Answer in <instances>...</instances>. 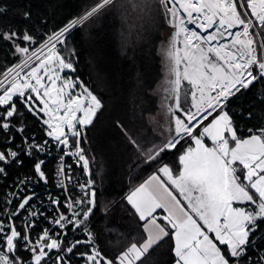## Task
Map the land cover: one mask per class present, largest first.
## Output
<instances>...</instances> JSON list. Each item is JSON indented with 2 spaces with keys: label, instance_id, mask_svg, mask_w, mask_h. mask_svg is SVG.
Returning <instances> with one entry per match:
<instances>
[{
  "label": "snow or ice",
  "instance_id": "1",
  "mask_svg": "<svg viewBox=\"0 0 264 264\" xmlns=\"http://www.w3.org/2000/svg\"><path fill=\"white\" fill-rule=\"evenodd\" d=\"M160 2L165 5L166 11L175 21H170L176 32L168 53L171 61L170 74L174 77L169 83L171 93L176 98L175 111L182 113L183 118L179 115L172 116L174 135L155 150L148 149L145 152L136 141L132 143L145 156L146 163L162 159L161 154L165 151L178 150L185 137L191 138L196 147H188L178 156V174L169 165L163 164L125 197L132 210L131 214L137 218L142 228V242H131L115 260L103 256L96 248H90L80 255L86 260V264H144L145 256L171 236L174 241L175 264H244L249 258V248L256 243L254 237L259 225L264 222V131L261 135H251L247 139L238 138L226 109L231 97L242 89L248 90L255 83L264 81V43L259 45L258 51L255 33L251 31L258 27L261 34H264V0ZM168 3L178 4L187 16L188 23H195V27L201 32H207L214 26L215 30L207 36H201L182 27L184 19L175 7H167ZM112 4L113 0H99L79 18V21L72 20L55 33L56 43H64L61 37L70 32L78 22L87 20ZM193 13H196L195 17ZM222 28L240 30L228 31L225 36V33L220 31ZM181 33H184L183 57L180 55V49L175 47L176 38ZM218 37H231V43H219ZM18 39L33 42V37L27 32L21 35L16 31H0V41L15 44L17 53H28V47H21L16 43ZM52 39L49 37L43 47L48 48ZM213 41H217V47H203L204 44L211 45ZM54 49L53 43L42 59L33 52L32 55H37L39 62L31 67L25 77L16 72L7 87H4V80H0V87L3 88V93L0 94V134L5 135V145L12 143L8 134L15 127L16 120L20 122L16 131L23 134L24 114L20 112L14 99L19 98L20 104L27 112L42 119L47 125V135L56 142L58 151L63 152L61 160L63 161L65 156L76 157L77 164L82 166L87 174L90 171V160L83 147L87 142L84 132L87 126L93 123V118L102 104L97 96L79 81L76 83L83 90V95L68 93L65 99V89L74 87L73 80L61 81L53 65H58L61 71L75 69L70 60H65ZM213 53L215 59L210 55ZM182 62L183 72L180 71ZM27 66L28 61L25 60L16 67L22 70ZM13 71L15 69H9L8 73H5V79ZM45 78L48 83L44 82ZM182 79L191 86L194 112H184L179 102ZM57 81H61V84L58 85ZM36 101L43 107H39ZM168 111L170 115L173 113L171 107ZM40 113L48 119L40 117ZM77 113L82 115L77 116ZM210 117L211 120L203 126L200 134L195 135L197 126L203 121H208ZM205 136L211 139L215 147L204 145ZM229 136L231 141L235 142V147H230ZM45 143L47 144V141ZM27 147L44 151L43 147L35 143L28 144ZM22 163L19 152L8 147L0 150V175L6 176L8 167ZM44 163V160L34 162V171L41 181L47 183L42 168ZM237 164L242 166V180ZM58 171L66 175L63 166ZM60 183L63 185L64 181L61 180ZM79 187L84 191V196L78 199L69 196L65 205L71 210V217L61 214L52 223L61 229H65L67 225H72L76 231L83 228L87 240H75L62 245L60 239L50 237L49 230H45L35 244H32L28 232L31 224L26 226L23 234L10 225V234L5 236L4 248L0 250V264H25L17 255L20 241L24 242L26 251L34 253L31 264H42L46 257L51 259L49 252L52 250L58 253L53 264H70L66 256L73 253L77 245H92L94 241L88 221L95 214L97 193L91 179ZM176 193H179V197ZM31 200L32 196L24 197L12 215H18L21 210H25ZM245 202L255 205V208L248 211L234 207V204ZM158 210H162L164 215L160 216ZM3 227L0 224V232ZM213 234L215 239L211 238ZM261 239H264V236H261Z\"/></svg>",
  "mask_w": 264,
  "mask_h": 264
},
{
  "label": "trees",
  "instance_id": "2",
  "mask_svg": "<svg viewBox=\"0 0 264 264\" xmlns=\"http://www.w3.org/2000/svg\"><path fill=\"white\" fill-rule=\"evenodd\" d=\"M83 8L81 0H0V31H16L21 35L25 32L29 33L33 37V42L18 39L16 43L31 50L50 34L78 17ZM82 43L83 34L79 26L66 37L64 43L60 44L58 52L65 60L73 63L75 70L71 75L74 79L83 83L102 104L93 123L85 129L84 135L87 142L83 144L90 160L92 176L99 184V190L96 196L95 214L88 221L94 242L92 245L79 244L74 248L73 253L67 254L66 260L70 261V264H86V260L80 254L89 251L90 246L98 249L103 256L115 260L131 242H142V228L137 218L131 214L132 210L125 197L150 174L156 172L161 164L169 165L178 173L180 167L178 156L191 146L190 138L185 137L178 146V150L165 151L161 154L162 159L158 158L156 162L146 163L141 158L133 159L136 155L134 145L127 142L122 133V129H128L125 124L124 109L134 107L149 114L153 112L149 108L142 107L150 102L146 93H152L155 80L158 79L159 65L158 57L154 54L157 45L155 41L148 43L149 45L129 41L128 44L132 47L130 50L139 51L134 55L136 60H126L127 58L122 60L118 55L119 52L117 53L113 48L106 51L104 57H108L110 63L105 66L96 65L99 69L96 70L100 74L98 81L93 75L92 65L95 64L88 61ZM262 43H264V37H262ZM15 47L16 45L10 41H0V75L23 55L17 53ZM257 48L259 51L258 46ZM62 52L66 53V56ZM76 54L78 58L74 59ZM75 86L76 89L80 88L78 83ZM71 91L73 92L74 88ZM15 100L20 112L24 114L23 133L29 137L33 134L42 138V124L39 119L27 112L18 99ZM108 103L112 104V108L107 113ZM226 111L232 119L238 138L261 135L264 131V81L255 83L248 90L242 89L231 97ZM178 114L183 117L182 113ZM200 128L194 131V134H197ZM8 135H13L15 141H20V136L15 131L11 130ZM2 136L0 149L5 146L3 144L5 135L2 134ZM229 141L231 145L232 141ZM206 144L209 145L207 142ZM14 145L11 146L14 147ZM20 158L23 163L20 166L15 164L10 166L7 177L1 179L0 204L8 183L13 182L14 177L32 174L31 166L35 159L25 158L23 154ZM44 161L47 177L50 178L52 162ZM238 174L241 175L242 180L241 168ZM244 208L252 211L255 207L252 204H246ZM85 235L83 228L75 230L68 238L63 239V245L75 240H84L87 237ZM261 236H264V222L260 223L254 237L256 243L250 253L254 258L256 257V261L251 264H264V261L260 260L261 255L264 259V239H261ZM173 248L174 242L169 236L145 256L144 264H172L175 260ZM18 256L26 261V264H31L29 263L31 254L18 252ZM49 256L51 259L45 258L42 264H53L57 255L53 256L51 253Z\"/></svg>",
  "mask_w": 264,
  "mask_h": 264
},
{
  "label": "rangeland",
  "instance_id": "3",
  "mask_svg": "<svg viewBox=\"0 0 264 264\" xmlns=\"http://www.w3.org/2000/svg\"><path fill=\"white\" fill-rule=\"evenodd\" d=\"M81 2L84 6L82 13L73 20L79 21V18L96 5L99 0H81ZM171 7L172 6L169 8ZM170 21L175 22L174 18L166 11L165 5L162 4L160 0H113L112 5L107 6L97 14L89 17L87 20L82 21L77 26H80L81 33L83 34L82 47L85 49L89 59L88 61L95 64L92 65V68H94L93 75L97 81L100 79V74L97 71L99 69L96 65L105 66L110 63L109 58L104 57V53L109 49L113 48V50H116L117 53L119 52L118 55L122 60H125V58H127L126 60H136L134 55H136L137 52L139 53V51L130 50L132 47L128 44L129 41L141 42V45H149L148 43L153 41L157 43L154 54L158 57V79L155 80V86L152 93H146L150 102L142 107L149 108V110L153 112L149 114L134 107H128L126 110L124 109L126 112L125 124L126 128H128L127 130L122 129L124 138H126L125 140L130 143H132V141H136V143L139 144L145 152L148 149L155 150L156 148H159L174 135L175 126L172 121V116L176 115L177 112L175 111L176 98L171 93V84L169 83V81L174 78L170 74L171 61L168 57L169 50L172 47V38L174 36L173 27L171 26ZM253 29L256 30V32L251 31L255 33L256 43L259 47L262 43V37H264V34H261L258 27ZM70 33L68 35H70ZM68 35L66 37H68ZM66 37L64 40H66ZM175 47L180 49V55L183 57L184 43L177 42ZM58 53L60 54V52ZM62 54L66 56V53L62 52ZM130 55H133L134 57ZM210 55L212 59H215L214 53ZM77 58V54L74 55V59ZM92 59L94 61H92ZM183 67L184 63L182 62L180 65L181 72H183ZM53 69L59 73L61 81L64 79L73 80L74 87L65 89V93L83 95V90L81 88L76 89L75 85H77V81L71 75L73 71H68L66 69L61 71L58 65H53ZM61 81H57V84L60 85ZM44 82L48 83L47 78H45ZM73 88L74 91L72 92L71 89ZM190 93L191 86L187 83V81L182 79L179 102L183 107V111H188L187 109L192 107V102L190 103L189 97ZM14 99L19 100V98ZM33 99H35L34 94ZM65 99L67 98L65 97ZM36 104L39 107H43V105H40L39 101H36ZM169 107L173 109V113L171 115L168 111ZM111 108L112 104L108 103L107 113L111 110ZM24 109L26 110V108ZM80 115H82V113H77V116ZM40 117L48 119V117L44 116L43 113H40ZM38 119L41 124L47 128V125L43 123V120L40 118ZM210 120L211 118L206 121L203 126L207 125ZM172 124L173 129L171 127ZM196 130L197 129H195V131ZM69 136L71 138L70 133ZM229 140H231L230 136ZM230 147H235L234 141L231 142ZM134 149L136 151V155L133 156V159L141 158V160H145V156L142 155L135 146ZM240 168L242 169V166L237 164V169L239 170ZM98 190L99 184L98 188L95 190L96 193ZM85 236H87V234ZM84 240H87V237ZM61 243L63 244V241H61ZM90 248L95 247L90 246ZM45 251L47 252L48 250Z\"/></svg>",
  "mask_w": 264,
  "mask_h": 264
},
{
  "label": "built area",
  "instance_id": "4",
  "mask_svg": "<svg viewBox=\"0 0 264 264\" xmlns=\"http://www.w3.org/2000/svg\"><path fill=\"white\" fill-rule=\"evenodd\" d=\"M194 2V0H193ZM172 7H175L180 16L184 19V24L182 27H185L189 29L190 31H195L201 36H207L208 33L215 30V26L213 28L208 29L207 32H201L200 29L195 27V23H188L187 16L183 13V10L180 9V6L171 4ZM196 16V13H193V17ZM78 21V20H77ZM81 22H78L75 27L71 29L70 32L75 30L77 26ZM67 23L66 25H68ZM66 25L61 27L60 29L64 28ZM60 29L56 30L52 34H50L46 39H44L40 44H38L33 49L29 50L28 53L22 55L20 59L15 62L11 67H9L6 71H4L0 75V80H4V87H7L11 80L12 76L16 75V72H19L21 77H25L26 74L30 71L32 66H35L39 61L37 60V55L40 56L42 59L45 54L48 53V48L52 47V44H55V51L58 50L59 44L55 41L54 34L59 32ZM240 29H227L222 28L220 31L225 33V36H227L228 31H238ZM252 31L256 32L255 29H252ZM66 33L64 37H61L62 40L65 39V37L70 33ZM176 32V29L173 28V35ZM49 37H52V43L48 45V48L43 47L45 41H48ZM177 42H183L184 43V33H181L177 38ZM218 42L222 44H230L231 43V37H228L227 39L223 37H218ZM209 46L211 47H217V41H213L211 45L204 44L203 47L206 49ZM33 52H35L37 55H32ZM31 57V59H29ZM27 60L28 66L24 67L22 70L20 68H17V65L23 64V62ZM9 69H15L11 74L8 75L7 79H5V73H8ZM31 83H35L34 81H31ZM3 92V88L0 87V94ZM67 94L65 93V97L67 98ZM73 95H76L75 93H71ZM214 95V93H212ZM27 111V110H26ZM206 121H203L201 125L197 126L196 129L201 127ZM15 127L12 129L20 136V141L13 146L14 144V138L13 135H10L12 138V143L5 145L4 148L0 150H4L6 147L11 148L12 150H15L17 152L23 155H29L32 151H36L40 156H43L46 158V160H51L52 162V172L51 177H47V169L45 170L44 165L42 166L43 171L46 174L47 183L44 181H41L39 177L35 174L34 166H31L32 174H23L21 176H16L13 178V182L8 183V188H6L5 195L3 196V199L1 200L0 204V224H2L3 231L0 232V237L5 238L7 235V230L9 223L2 222L4 220L3 215H12L13 212L18 208L19 203L22 201V199L26 196H32V200L29 202V205L26 206L25 210H21L18 215H13L15 217V224L19 227L20 232L23 234L25 232L26 226L31 224L32 227L28 229L29 236L31 242L34 240V234L37 231L38 228H45L50 231V236L52 238H59L62 234L66 232L65 237H69L71 233H73L75 230L73 229L72 225H67L65 229H61L58 225H55L52 223V221L56 218H58L61 214H64L65 216L71 217L72 213L71 210L68 209L65 205L69 200V196H71L72 199H78L80 197L84 196V191H82L79 187L80 184H86L89 179L93 180V188L96 190L98 188V184L95 182L91 169L89 173H85L82 166L77 164V158L71 157V156H65L63 161L61 160V156H63L62 151H58L56 142L52 140L48 135L47 132L49 131L48 128L44 127L42 125V132L43 137L38 138L35 135L26 136L24 133L21 134L20 132L16 131L17 128L20 127L18 125L17 121L14 122ZM24 127V125H23ZM2 134H0V139L2 138ZM70 137V136H69ZM47 141V144L45 143ZM35 143L37 145H40L44 148V151H37L35 149H29L27 147L28 144ZM3 144H5V141L3 140ZM20 166V165H16ZM63 166L64 172L66 175L61 174L58 169ZM7 168V173H8ZM8 175V174H7ZM4 175H0V183L2 178L7 177ZM63 180L64 183L61 185L60 181ZM53 201H58V204L53 203ZM82 232V231H81ZM60 234V235H58ZM20 243H23V241H20ZM252 250V247L248 250V259L245 260L244 264H251V262L256 261V257L254 258L250 251ZM56 250H52L51 252H55ZM57 253V252H56ZM55 254V253H53ZM261 261H264L262 255L260 257Z\"/></svg>",
  "mask_w": 264,
  "mask_h": 264
},
{
  "label": "bare ground",
  "instance_id": "5",
  "mask_svg": "<svg viewBox=\"0 0 264 264\" xmlns=\"http://www.w3.org/2000/svg\"><path fill=\"white\" fill-rule=\"evenodd\" d=\"M167 6L168 7H170L171 6V3H169V4H167ZM78 19V18H77ZM18 125H20V124H18ZM19 141H15V139H14V144H17ZM5 147V146H4ZM25 158H34L35 159V161H33V163H32V166H34V162H37L38 160H46V158L45 157H43V156H40L36 151H32L29 155H23ZM51 160H48V162H50ZM5 218H4V220L2 221V222H4V223H9V226L10 225H12V226H14L19 232H20V229H19V227L15 224V217L13 216V215H3ZM9 226H8V230H7V234H10V231H9ZM45 230H48V229H45V228H38L37 229V231L35 232V234H34V240H33V242H32V244H35V242L37 241V239H38V237L40 236V235H42L43 234V232L45 231ZM49 236H50V231H49ZM51 237V236H50ZM65 238V235L64 234H62L58 239H60L61 241H63V239ZM21 244V246L18 248V250H17V255H18V252L21 254V253H29V254H31V257L30 258H32V256L34 255V253L33 252H31V251H26L25 250V248H24V244L23 243H20ZM63 245V244H62ZM4 248V238H1L0 237V250H2ZM45 250H47V249H45ZM57 251H55V252H50V254L52 253V255L53 256H56L58 253H56ZM53 253H55V254H53ZM31 262V259L29 260V263ZM25 264H26V261H25Z\"/></svg>",
  "mask_w": 264,
  "mask_h": 264
},
{
  "label": "crops",
  "instance_id": "6",
  "mask_svg": "<svg viewBox=\"0 0 264 264\" xmlns=\"http://www.w3.org/2000/svg\"><path fill=\"white\" fill-rule=\"evenodd\" d=\"M198 95V94H197ZM190 103L192 102V96H191V93H190ZM192 105V104H191ZM188 111H195V109L194 108H192V107H190L189 109H187ZM184 112H187V111H184ZM176 115H179L180 116V114H176ZM181 118H183V117H181ZM173 121V120H172ZM173 123H174V121H173ZM18 124H20V123H18ZM23 125H24V123H23ZM175 126V125H174ZM171 127H172V129H173V124L171 125ZM203 127V126H202ZM202 127L200 128V130H199V134H200V132L202 131ZM195 134V135H199V134ZM249 138V137H248ZM190 140H191V138H190ZM206 142L209 144V145H207L206 144ZM203 143H204V145L206 146V147H209V148H212V147H215V145H213V143H212V141L210 140V139H208L207 137H203ZM190 147H196V145L194 144V143H192V140H191V146ZM163 164H161V165H159L157 168H159L160 166H162ZM155 172H153L152 174H154ZM152 174H150L149 176H151ZM178 174V173H177ZM148 176V177H149ZM147 177V178H148ZM146 178V179H147ZM145 179V180H146ZM143 183V182H142ZM176 195L179 197V193H176ZM246 204H249V203H247V202H245V203H243V204H234V207H241V208H244V205H246ZM255 205H253V207H254ZM158 214L160 215V216H163L164 215V213L162 212V210H158ZM169 230H171V229H169ZM211 238H213V239H215L214 238V234L212 235V237ZM174 242V241H173ZM175 260H176V257H175ZM175 260L172 262V264H175Z\"/></svg>",
  "mask_w": 264,
  "mask_h": 264
},
{
  "label": "water",
  "instance_id": "7",
  "mask_svg": "<svg viewBox=\"0 0 264 264\" xmlns=\"http://www.w3.org/2000/svg\"><path fill=\"white\" fill-rule=\"evenodd\" d=\"M168 4H169V3H168ZM97 112H98V111H97ZM96 114H97V113H96ZM94 118H95V117H94ZM94 118H93V119H94ZM88 126H89V125H88ZM88 126H87V127H88Z\"/></svg>",
  "mask_w": 264,
  "mask_h": 264
}]
</instances>
